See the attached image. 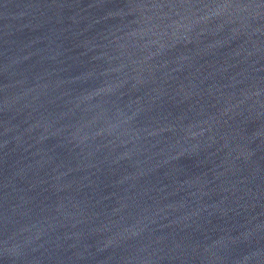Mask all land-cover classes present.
<instances>
[{
  "label": "water",
  "instance_id": "1",
  "mask_svg": "<svg viewBox=\"0 0 264 264\" xmlns=\"http://www.w3.org/2000/svg\"><path fill=\"white\" fill-rule=\"evenodd\" d=\"M0 264H264V0H0Z\"/></svg>",
  "mask_w": 264,
  "mask_h": 264
}]
</instances>
